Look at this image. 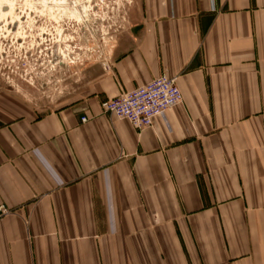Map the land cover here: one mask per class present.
Segmentation results:
<instances>
[{
    "label": "crops",
    "instance_id": "0c3cea01",
    "mask_svg": "<svg viewBox=\"0 0 264 264\" xmlns=\"http://www.w3.org/2000/svg\"><path fill=\"white\" fill-rule=\"evenodd\" d=\"M163 74L184 103L152 128L104 112ZM1 207L0 264H264V0H134L68 104L1 88Z\"/></svg>",
    "mask_w": 264,
    "mask_h": 264
},
{
    "label": "rangeland",
    "instance_id": "374dc122",
    "mask_svg": "<svg viewBox=\"0 0 264 264\" xmlns=\"http://www.w3.org/2000/svg\"><path fill=\"white\" fill-rule=\"evenodd\" d=\"M83 1L90 4L82 21H58L35 7L47 0H8L12 7L0 11V89L44 112L68 104L112 67L134 0L62 2Z\"/></svg>",
    "mask_w": 264,
    "mask_h": 264
},
{
    "label": "built area",
    "instance_id": "2783aa9c",
    "mask_svg": "<svg viewBox=\"0 0 264 264\" xmlns=\"http://www.w3.org/2000/svg\"><path fill=\"white\" fill-rule=\"evenodd\" d=\"M184 103V94L178 77L163 74L146 86L102 103L105 113L129 121L136 129L143 131L154 126L157 118L164 116L172 108ZM86 116L81 118L87 123ZM9 211L1 207L0 218Z\"/></svg>",
    "mask_w": 264,
    "mask_h": 264
},
{
    "label": "bare ground",
    "instance_id": "6f19581e",
    "mask_svg": "<svg viewBox=\"0 0 264 264\" xmlns=\"http://www.w3.org/2000/svg\"><path fill=\"white\" fill-rule=\"evenodd\" d=\"M35 1L40 2L41 0H35ZM62 1L63 0H47L46 3L42 5H36L35 7L41 11L42 13L41 15H45L47 18H52L58 21L59 20L63 21L64 18L67 19V18L74 17L82 21L83 13H86V9H87L85 6L87 4L89 5L90 1H83L79 5L77 3L67 4ZM7 6L12 7V4H10L8 0H0V11L6 13L5 11L7 9Z\"/></svg>",
    "mask_w": 264,
    "mask_h": 264
}]
</instances>
